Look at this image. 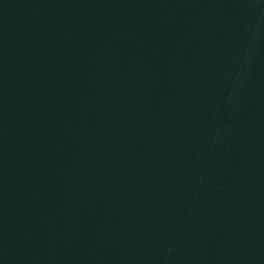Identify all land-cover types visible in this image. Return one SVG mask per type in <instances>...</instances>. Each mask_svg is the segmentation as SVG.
Listing matches in <instances>:
<instances>
[{"label": "water", "instance_id": "1", "mask_svg": "<svg viewBox=\"0 0 264 264\" xmlns=\"http://www.w3.org/2000/svg\"><path fill=\"white\" fill-rule=\"evenodd\" d=\"M0 264H264V0H0Z\"/></svg>", "mask_w": 264, "mask_h": 264}]
</instances>
